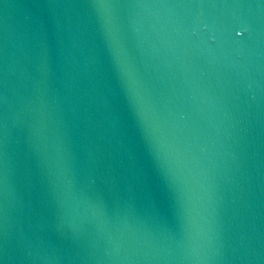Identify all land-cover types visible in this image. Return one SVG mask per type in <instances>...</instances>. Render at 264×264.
Returning <instances> with one entry per match:
<instances>
[{
  "label": "water",
  "instance_id": "95a60500",
  "mask_svg": "<svg viewBox=\"0 0 264 264\" xmlns=\"http://www.w3.org/2000/svg\"><path fill=\"white\" fill-rule=\"evenodd\" d=\"M0 264H264V0H0Z\"/></svg>",
  "mask_w": 264,
  "mask_h": 264
}]
</instances>
